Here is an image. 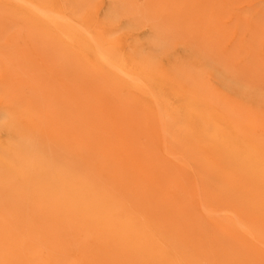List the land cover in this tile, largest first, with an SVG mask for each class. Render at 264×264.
<instances>
[{
    "label": "bare ground",
    "instance_id": "1",
    "mask_svg": "<svg viewBox=\"0 0 264 264\" xmlns=\"http://www.w3.org/2000/svg\"><path fill=\"white\" fill-rule=\"evenodd\" d=\"M237 4L243 9L230 12L231 5ZM252 6L245 0H120L111 4L109 26L120 17L113 12L126 13L125 7L128 18L145 16L152 22V37L135 45L128 56L91 40L102 70L109 69L118 78L111 93L124 83L135 99L117 101L110 91L107 96L103 82L94 100L81 102L82 117L71 119L79 112L78 95L69 89L62 98L57 90L53 133L47 130V120L38 118L26 122L25 134H8L7 144L0 145V264H121L116 258L90 254L89 242L114 248L127 264H172L123 203L169 199L170 204H184L188 211L196 195L182 171L193 172L212 200L233 194L241 206H248L236 212V224L264 247V100L245 88H227L219 74L210 73L207 64L194 55L174 62L180 77H173L160 70L161 60L154 54L160 50L159 43L170 37L172 30L166 25L182 14L187 21L184 37L188 34L203 49L217 34L218 20V50L222 51L225 32L220 25L229 17L235 23L231 32L239 34V42L235 49L227 48L228 58L234 59L236 50L243 55L232 71L241 72L249 84H264L258 78L264 74V1ZM44 22L62 40L81 46L82 33L65 21L48 16ZM159 81L183 89L180 107L170 106ZM43 83L48 97L49 84L45 79ZM142 94L167 112L158 123L163 137L141 103ZM107 100L106 120L102 115ZM47 105L45 101V109ZM181 115L182 125L177 123ZM158 142L164 146L165 158L156 150ZM155 210L161 211L158 206ZM142 211L148 214L150 209ZM154 223L163 227V222ZM191 226L204 230L198 221ZM203 238L207 245L208 237ZM70 247H78L79 261L67 258ZM252 257L257 258L256 264H264V256L253 251Z\"/></svg>",
    "mask_w": 264,
    "mask_h": 264
},
{
    "label": "rangeland",
    "instance_id": "2",
    "mask_svg": "<svg viewBox=\"0 0 264 264\" xmlns=\"http://www.w3.org/2000/svg\"><path fill=\"white\" fill-rule=\"evenodd\" d=\"M117 1L120 0H0V145L7 144L9 133L25 134L28 120L32 122H36L38 118L47 120V130L53 133L57 114L54 108L58 98L57 90L62 93L60 95L62 98L63 93L69 89H73V96L78 95L79 112L76 110L71 119L82 117L81 102L84 104L87 100H94L95 90L101 87L100 83H105L106 95H109L113 83L119 81L109 69L102 70L97 60L96 47L91 40H98L102 46L104 44L107 47L114 46L116 54L128 56L132 54L135 45L144 43L152 37L149 33L151 30L149 25L152 22L146 20L145 16L128 18L126 7V13L113 12L120 17L113 21L115 23L113 26L108 25V17L112 14L111 4ZM250 1L252 5L254 4L252 7L255 5L259 7L260 2L264 0H245V3ZM231 7L232 13H238L243 9L241 4ZM214 12L218 17V11ZM48 16L61 19L72 29L80 31L81 46L76 47L73 42L62 40L52 26L44 22ZM221 22L220 28L225 32L221 38V44L225 47L222 51L218 50V20L217 34L214 38L211 37L210 44L203 49L192 39H188V34L184 37L183 29L185 30L187 26L184 15L172 18L166 25L172 30L169 39L166 43H159L160 50L154 53L157 55L156 59L161 60L163 67L160 70L171 72L173 77L179 76L174 62L182 63L184 58L194 55L207 64L210 73L217 77L219 74L227 88L234 87L240 91L245 88L264 100L263 83L249 84L241 72L232 71L234 62L238 60L241 63L243 55L241 50H234L236 60L229 59V53L226 51L227 48L235 49L239 42V34L231 32L235 26L232 18L224 17ZM199 49L202 51L196 53ZM95 66L98 68L97 72H94ZM258 78L264 79V74L259 73ZM44 79L49 84L48 97L43 92ZM159 79L161 80L160 77ZM126 86L124 83L116 85L114 92L110 91V96L117 101H133L136 95ZM159 89L172 108L180 107L183 89L176 87L174 83L165 86L161 81ZM140 100L152 117V123L158 132L162 133L158 123L167 117V112L146 95H140ZM45 101H48L47 109L44 107ZM104 103L102 118L107 120L110 104L108 100ZM177 123L181 125L185 123L182 115L179 116ZM71 139L73 132L69 140ZM164 140L165 138L161 141ZM158 143L156 150L165 158L164 146H161V142ZM178 167H181L180 163ZM182 174L188 182L190 181L189 186L196 195L188 204V211L184 210V204L175 202L170 204L169 199L162 203L157 199L141 203L126 202L123 203V207L139 222V226L147 230L152 242L158 246L157 249L161 250L172 264H256L258 260L257 258L253 260L252 253L254 251L264 256V247H260L247 236L237 226L235 218L237 211L240 212L248 206H241V202L236 201L233 194L231 197L218 198V201L212 200L210 195L202 190L200 181L193 172L182 171ZM156 206L161 211L155 212ZM145 208L150 209L148 214L142 211ZM231 219H234V223ZM155 220L163 222L161 229L156 227ZM194 221H198L204 230L192 227L191 225H195ZM252 221L249 216L248 222ZM201 233L208 237L207 245L204 238L202 240ZM124 240L133 241L132 238ZM87 249L92 255L97 253L107 259L116 258L121 264H127L125 258L121 256L119 258L117 251L112 247H96L95 243L89 242ZM77 250L78 247H70L68 250L67 258L70 261L80 260Z\"/></svg>",
    "mask_w": 264,
    "mask_h": 264
}]
</instances>
